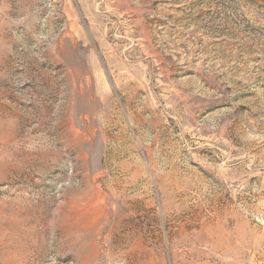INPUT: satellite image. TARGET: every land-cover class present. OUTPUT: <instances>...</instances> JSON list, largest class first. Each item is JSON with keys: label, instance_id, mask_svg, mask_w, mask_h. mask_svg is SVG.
<instances>
[{"label": "rangeland", "instance_id": "374dc122", "mask_svg": "<svg viewBox=\"0 0 264 264\" xmlns=\"http://www.w3.org/2000/svg\"><path fill=\"white\" fill-rule=\"evenodd\" d=\"M0 264H264V0H0Z\"/></svg>", "mask_w": 264, "mask_h": 264}]
</instances>
